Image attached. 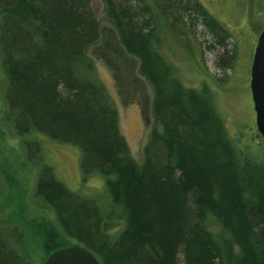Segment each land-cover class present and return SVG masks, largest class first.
Segmentation results:
<instances>
[{"label": "trees", "instance_id": "16d2710c", "mask_svg": "<svg viewBox=\"0 0 264 264\" xmlns=\"http://www.w3.org/2000/svg\"><path fill=\"white\" fill-rule=\"evenodd\" d=\"M104 2L152 89L153 123L140 163L130 157L117 113L90 76L87 52L99 40V19L88 0H0L8 118L17 129L78 147L80 168L102 176L123 221L114 235L102 236L95 208L74 200L44 170L35 185L41 215L24 218L21 193L9 201L11 217L24 219L20 249L32 240L39 264L74 245L99 264H264V162L229 137L204 90L183 86L150 53L149 31H141L132 10ZM207 20L215 27L213 17ZM4 178L14 192L9 175ZM209 218L219 224L217 232L205 227ZM0 264L31 263L0 238Z\"/></svg>", "mask_w": 264, "mask_h": 264}, {"label": "rangeland", "instance_id": "374dc122", "mask_svg": "<svg viewBox=\"0 0 264 264\" xmlns=\"http://www.w3.org/2000/svg\"><path fill=\"white\" fill-rule=\"evenodd\" d=\"M115 2L132 10L143 33L153 31L150 47L157 54L156 59H163L164 65L171 67L170 76L185 87L204 90L202 96L223 117L229 137L240 147L246 144L247 155L264 162V141L255 127L249 89L252 56L264 27V0H180L178 5L164 0ZM88 3L99 19L102 38L87 52L93 68L90 76L102 88L110 109L117 113L119 131L130 157L140 163L153 123L152 89L138 71V57L125 47L118 52L119 44L116 46L111 40L117 30L106 17L103 1L88 0ZM1 17L0 11V24ZM211 17L216 21L215 27L207 25ZM103 37L107 46L102 44ZM1 62L0 54V238L5 248L24 262L40 263L41 252L33 249L32 240L28 239L25 252L20 249L24 219L11 217L15 206L9 201L21 193L26 207L24 218L41 215L42 203L35 195V185L44 170L50 171L74 200L85 201L95 208V225L102 236L114 235L123 224L118 220L122 211L112 203L102 176L97 171L80 168V149L31 132L29 127L17 129L8 118L4 105L7 83ZM5 175L13 182L14 192L9 191ZM204 225L215 232L219 229L213 218Z\"/></svg>", "mask_w": 264, "mask_h": 264}, {"label": "water", "instance_id": "95a60500", "mask_svg": "<svg viewBox=\"0 0 264 264\" xmlns=\"http://www.w3.org/2000/svg\"><path fill=\"white\" fill-rule=\"evenodd\" d=\"M249 89L255 113V127L264 140V27L254 48ZM43 264H99L95 256L81 246H69L52 252Z\"/></svg>", "mask_w": 264, "mask_h": 264}, {"label": "bare ground", "instance_id": "6f19581e", "mask_svg": "<svg viewBox=\"0 0 264 264\" xmlns=\"http://www.w3.org/2000/svg\"><path fill=\"white\" fill-rule=\"evenodd\" d=\"M103 1V3H104V11H105V14H106V16L108 15V13H107V11H108V7L106 6V3L104 2V0H102ZM169 1H171L172 3L174 2L175 3V5H178V1H176V0H169ZM165 2H168V1H165ZM116 3V2H115ZM173 3V4H174ZM169 6V5H168ZM168 6H166V7H168ZM91 10V9H90ZM92 12H93V10H91ZM94 13V12H93ZM94 15L97 17V15L94 13ZM98 18V17H97ZM113 26H114V24H113ZM117 30V29H116ZM116 34V35H115ZM115 34H113V36H112V38H111V40H113L114 41V43H115V45L117 46V44L116 43H118L119 44V47L117 46V49H118V51L120 52V51H122V47H124V45H123V43L121 42V37H120V33L118 32V30H117V32L115 31ZM149 42L151 43V42H153L154 40H153V31L151 30L149 33ZM104 38V41L105 42H107V39L105 38V37H103ZM102 41V38L100 39V33H99V40H97L92 46H95L97 43H99V41ZM102 44H103V42H102ZM91 46V47H92ZM121 47V48H120ZM151 48V47H150ZM125 53H126V51H125ZM150 53L154 56V55H156V53H155V51H153L152 50V48H151V51H150ZM0 54H1V51H0ZM92 81H94V79L92 78ZM95 82V81H94ZM203 98H205V96H203ZM7 108V107H6ZM31 130V129H30ZM116 208H118L119 209V207H116ZM208 220V219H207ZM205 223V222H204ZM75 246H78V245H75ZM81 246V245H80ZM81 247H84V246H81ZM85 248V247H84ZM89 251V250H88ZM24 255H25V253H24ZM25 258L26 259H28V255H26L25 256ZM26 262V261H25Z\"/></svg>", "mask_w": 264, "mask_h": 264}, {"label": "flooded vegetation", "instance_id": "af4514ba", "mask_svg": "<svg viewBox=\"0 0 264 264\" xmlns=\"http://www.w3.org/2000/svg\"><path fill=\"white\" fill-rule=\"evenodd\" d=\"M103 40H104V38H103ZM103 45L104 46H107V42H105V41H103ZM116 52V51H115ZM119 52V51H118ZM119 56V55H118Z\"/></svg>", "mask_w": 264, "mask_h": 264}]
</instances>
